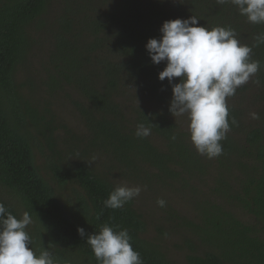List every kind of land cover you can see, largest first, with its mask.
<instances>
[{
  "label": "trees",
  "instance_id": "obj_1",
  "mask_svg": "<svg viewBox=\"0 0 264 264\" xmlns=\"http://www.w3.org/2000/svg\"><path fill=\"white\" fill-rule=\"evenodd\" d=\"M52 2L0 0V186L15 195L36 223L33 231L26 229L34 253L39 255L47 248L55 264H98L86 237L81 238L77 229L82 227L91 235L104 224L128 230L143 264H172L159 247L143 238L148 225L133 207L134 201L122 209L105 208L103 202L115 186L83 162L62 163L54 114L49 109L40 113L17 88L15 75L32 46L31 29ZM61 7V30L51 59L56 74L52 85L74 83L91 103L83 112L99 148L126 166L129 178L150 185L162 180L185 190L196 180L219 173L216 187L221 188L214 191L256 221L246 223L226 205L214 201L197 203L194 220L175 217L172 212L169 217L184 220L197 245L188 262L264 264V235L260 234L264 233V106L257 111L260 119L256 125L246 121V111L235 100L245 90L244 85L239 87L235 96L227 99L231 130L221 141L222 155L214 159L201 156L190 133L169 111L172 88L167 79L161 82L158 78L166 64L154 65L146 50L149 39L161 37L160 29L168 20L193 15L200 20L198 26L209 30L231 27L240 43L252 48V59L260 61V69L251 79L259 81L255 84L264 101V43L256 40L264 34V24L249 23L231 3L217 0H64ZM86 61L94 66L99 80L86 75ZM123 81L158 101L163 109H140L127 116L115 98ZM174 82L179 83V78ZM232 117L237 125L231 124ZM140 123L151 126L147 138L135 135ZM38 137L46 140L49 152L58 158L50 155L47 162L52 180L59 186L76 185L75 205L69 204L68 209L37 165L35 148L43 146ZM0 203L22 218L1 196ZM192 239L186 243L192 244Z\"/></svg>",
  "mask_w": 264,
  "mask_h": 264
},
{
  "label": "clouds",
  "instance_id": "obj_2",
  "mask_svg": "<svg viewBox=\"0 0 264 264\" xmlns=\"http://www.w3.org/2000/svg\"><path fill=\"white\" fill-rule=\"evenodd\" d=\"M231 3L240 15L251 24H264V0H217ZM199 19H174L165 21L159 39L151 38L146 50L154 65L165 63L159 72L161 82L168 80L172 88L169 111L175 118H186L190 139L198 154L208 159L222 155L221 141L231 130L227 99L235 96L239 87L248 83L260 69V61L251 57L252 48L241 44L231 27L198 26ZM264 43V34L256 37ZM179 78V83H175ZM259 84V81H254ZM254 120L258 113H251ZM232 117L231 124L237 125ZM152 124V123H150ZM137 138L151 135V126L137 125ZM175 139V137H173ZM142 188L120 185L115 187L103 204L105 208L122 209L139 197ZM165 207L166 201L157 200ZM32 223L28 212L18 219L0 203V264H55L47 248L36 255L31 248L32 238L26 231ZM81 238L94 253L98 264H143L140 253L131 244L127 229L104 224L98 232L87 235L84 228L77 229Z\"/></svg>",
  "mask_w": 264,
  "mask_h": 264
},
{
  "label": "rangeland",
  "instance_id": "obj_3",
  "mask_svg": "<svg viewBox=\"0 0 264 264\" xmlns=\"http://www.w3.org/2000/svg\"><path fill=\"white\" fill-rule=\"evenodd\" d=\"M61 4L64 5V0H53L46 14L32 27V46L27 53L26 60L17 69L15 82L22 97L29 100L40 113H46L49 109L54 114L55 126L57 127L55 138L62 163L83 162L95 174L105 177L115 187L120 185L141 187V194L133 200V207L143 215L146 225H148L143 238L159 247L165 258L172 264H190L188 256L193 251L197 252L196 242L193 241V235L186 228V222L184 220H172L169 217L172 212L175 213V217L178 215L181 218L194 220L197 203L214 201L226 205L242 221L256 223L251 214L238 207L230 199L225 201L220 192L214 191V188H221L216 187L221 178L219 173L202 180H196L192 183V187L188 186L185 190L180 185H171L172 182L170 185L165 184L162 180L150 185L140 180L137 181L134 176L129 178L126 174L127 167L121 165L106 150L99 148V144L88 128L83 112V107L90 108L91 103L81 94L78 86L74 83L57 88H53L52 85V77L56 74L51 59L56 50L58 35L61 30L59 22V16L62 12ZM109 5H103V9L108 8ZM87 67L89 72H86V75L94 80H99L97 73L93 72L95 69L91 62H87ZM99 84L102 85L103 83ZM244 88V92L235 100L239 107L246 111V121L256 125L259 119H252L251 113H257L259 109L263 108L264 101L259 95L258 86L252 79L244 85ZM115 98L121 103L127 116L134 115V112L140 109H163L162 104L127 81L121 82ZM176 121L181 122V127L188 131L186 118H178ZM38 138L43 146H41L42 148H35L37 165L56 190L60 202L68 209L69 204L75 205L73 188H76V185L70 183L59 186L52 180L53 175L47 169V162L51 153L47 148L46 140ZM154 141L161 144V140L157 138H154ZM51 156L57 158V155ZM227 177L229 176L226 175L225 178ZM0 196L12 204L19 211L21 217L23 216L25 209L14 194L0 186ZM158 199L166 201L165 207L161 208L157 205ZM35 226H37L36 223L32 221L27 228L33 231ZM258 230L259 233L263 231L261 227ZM260 234L264 235V233ZM190 239L193 243H186Z\"/></svg>",
  "mask_w": 264,
  "mask_h": 264
}]
</instances>
